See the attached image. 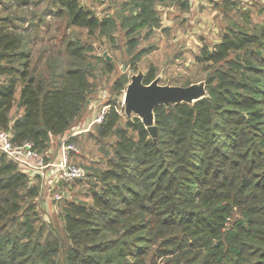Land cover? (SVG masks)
<instances>
[{"label":"trees","instance_id":"16d2710c","mask_svg":"<svg viewBox=\"0 0 264 264\" xmlns=\"http://www.w3.org/2000/svg\"><path fill=\"white\" fill-rule=\"evenodd\" d=\"M155 4L128 0L127 15L98 18L78 0H0V130L44 154L90 100L92 48L77 37L45 43L47 17L109 40L125 30L135 70L149 49L131 54L132 35L160 27ZM195 59L208 72V97L156 108L155 138L107 103L88 134L114 139L105 168L62 182L86 181L84 200L57 190L64 238L39 214V186L0 152V264H264V20L229 28ZM154 76L150 68L143 83ZM128 82L121 74L112 86Z\"/></svg>","mask_w":264,"mask_h":264},{"label":"rangeland","instance_id":"374dc122","mask_svg":"<svg viewBox=\"0 0 264 264\" xmlns=\"http://www.w3.org/2000/svg\"><path fill=\"white\" fill-rule=\"evenodd\" d=\"M78 2L98 18L106 16L120 18L128 14L127 10H122L123 3L128 0H78ZM156 9L161 22L158 30L141 29L139 33L134 32L132 35L136 36L138 45L131 54L142 48L149 49L136 63L135 70L132 68V57L127 53L125 30L118 29L113 39L109 40L100 37L97 33L88 35L84 29L65 28L53 16L46 18L51 26L47 34H42L45 43L53 35L57 38L52 39L48 44L59 45L60 40L65 41L68 37L81 38L82 42L92 48L89 56L95 63L96 76L93 80L94 90L81 115L63 135L51 138L49 145L51 152L42 154L46 163L54 164L58 161V142L61 145L65 141L67 143L71 135L77 134L74 142H71L77 152H70V164L80 167L87 174L104 169L107 159L104 151L111 155V144L114 139L109 137L96 143L88 134L94 132V125L98 124L95 122V117L103 108H107L108 102L113 100L119 110L123 109L125 89L116 91L112 86L119 75L125 74L130 78L137 71L148 72L150 68H153L154 78H158L161 85L184 86L187 83L205 81L208 72L195 59L202 46L213 47L229 28L234 29L237 26L252 29L260 26L264 20V0H195L186 9L166 1L164 4H158ZM0 14L4 15L5 12L0 9ZM57 27L59 29L56 31ZM39 46L40 44L37 43L35 48ZM105 61L112 65L111 73L105 72ZM119 112L122 114L121 110ZM123 120L121 119V124ZM30 175L31 184L39 186L40 189V195L36 201L40 216L59 236L64 238L63 224L59 217L62 203L59 202L53 206L56 201L55 196L59 194L57 190L63 193L69 190V198L76 201L84 200L82 194H85L86 181L75 185L72 182L63 184L64 180L51 168H47L42 176Z\"/></svg>","mask_w":264,"mask_h":264},{"label":"water","instance_id":"95a60500","mask_svg":"<svg viewBox=\"0 0 264 264\" xmlns=\"http://www.w3.org/2000/svg\"><path fill=\"white\" fill-rule=\"evenodd\" d=\"M147 73V71H137L130 76L123 95V112L127 118L131 116L139 118L152 138L157 136L154 123L156 108L160 106L167 108L183 103L193 105L208 97L205 81L187 86H175L161 85L159 79L154 78L148 84H144L143 80Z\"/></svg>","mask_w":264,"mask_h":264},{"label":"built area","instance_id":"2783aa9c","mask_svg":"<svg viewBox=\"0 0 264 264\" xmlns=\"http://www.w3.org/2000/svg\"><path fill=\"white\" fill-rule=\"evenodd\" d=\"M106 108H103L95 117V122L100 123ZM66 142V141H65ZM61 145L60 157L54 164H48L44 161V156L36 152L32 144L24 142L20 145L12 143L9 133L0 130V152L9 160L17 164L19 169L28 174H35L39 177L47 168H51L54 173H58L63 180L80 179L85 175L84 170L69 162L70 152H77L76 148L69 142ZM39 175V176H38ZM61 198V193L55 196V200Z\"/></svg>","mask_w":264,"mask_h":264},{"label":"crops","instance_id":"0c3cea01","mask_svg":"<svg viewBox=\"0 0 264 264\" xmlns=\"http://www.w3.org/2000/svg\"><path fill=\"white\" fill-rule=\"evenodd\" d=\"M166 1H169V0H163L162 2H159V1H157L158 3H156V5H155V10H157L156 9V6L158 5V4H164V2L166 3ZM185 1H187V2H189V6H191V4H192V2L193 1H195V0H185ZM171 4H173L172 2H171ZM161 23V22H160ZM156 30H158V29H156ZM73 135H76V134H73ZM73 135H71V136H73ZM51 143V142H50ZM57 150H58V153H59V157H60V150H61V144L58 142L57 143ZM51 151H50V147L48 148V150L46 151V154H49Z\"/></svg>","mask_w":264,"mask_h":264}]
</instances>
